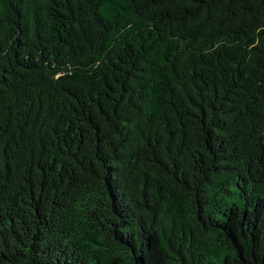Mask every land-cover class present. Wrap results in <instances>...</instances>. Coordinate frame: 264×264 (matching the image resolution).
Segmentation results:
<instances>
[{
  "label": "trees",
  "instance_id": "trees-1",
  "mask_svg": "<svg viewBox=\"0 0 264 264\" xmlns=\"http://www.w3.org/2000/svg\"><path fill=\"white\" fill-rule=\"evenodd\" d=\"M0 264H264V0H0Z\"/></svg>",
  "mask_w": 264,
  "mask_h": 264
},
{
  "label": "rangeland",
  "instance_id": "rangeland-1",
  "mask_svg": "<svg viewBox=\"0 0 264 264\" xmlns=\"http://www.w3.org/2000/svg\"><path fill=\"white\" fill-rule=\"evenodd\" d=\"M230 202L231 203H239V199L238 198H235V197H231L230 198Z\"/></svg>",
  "mask_w": 264,
  "mask_h": 264
}]
</instances>
